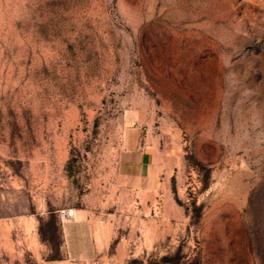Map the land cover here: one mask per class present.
Masks as SVG:
<instances>
[{"label": "rangeland", "instance_id": "374dc122", "mask_svg": "<svg viewBox=\"0 0 264 264\" xmlns=\"http://www.w3.org/2000/svg\"><path fill=\"white\" fill-rule=\"evenodd\" d=\"M0 190L127 264H264V0H0Z\"/></svg>", "mask_w": 264, "mask_h": 264}, {"label": "crops", "instance_id": "0c3cea01", "mask_svg": "<svg viewBox=\"0 0 264 264\" xmlns=\"http://www.w3.org/2000/svg\"><path fill=\"white\" fill-rule=\"evenodd\" d=\"M152 165L153 154L144 147L126 149L117 162L120 174L130 179L144 178ZM13 195L0 190V264H127L120 240L98 237L88 207L69 206L74 219L61 224L58 208L32 199L19 207Z\"/></svg>", "mask_w": 264, "mask_h": 264}, {"label": "built area", "instance_id": "2783aa9c", "mask_svg": "<svg viewBox=\"0 0 264 264\" xmlns=\"http://www.w3.org/2000/svg\"><path fill=\"white\" fill-rule=\"evenodd\" d=\"M58 218L61 224L68 223L74 219L73 208L62 207L58 210Z\"/></svg>", "mask_w": 264, "mask_h": 264}]
</instances>
